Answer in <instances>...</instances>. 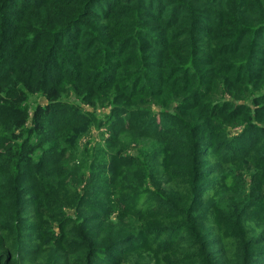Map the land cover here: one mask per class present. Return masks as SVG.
Masks as SVG:
<instances>
[{
    "label": "trees",
    "instance_id": "16d2710c",
    "mask_svg": "<svg viewBox=\"0 0 264 264\" xmlns=\"http://www.w3.org/2000/svg\"><path fill=\"white\" fill-rule=\"evenodd\" d=\"M239 1L0 0V264H264V7ZM65 80L92 106L91 85L111 92L110 131L168 143L150 176L164 195H117L121 154L82 195L59 178L46 135L85 119ZM250 163L254 199L227 217L215 202Z\"/></svg>",
    "mask_w": 264,
    "mask_h": 264
},
{
    "label": "rangeland",
    "instance_id": "374dc122",
    "mask_svg": "<svg viewBox=\"0 0 264 264\" xmlns=\"http://www.w3.org/2000/svg\"><path fill=\"white\" fill-rule=\"evenodd\" d=\"M217 1H219L220 5L228 6V8L231 7V3L234 8H237L240 3L239 0H210L214 5H216ZM250 2L251 4L247 1H242L239 7L244 9L250 6L253 11L256 9L255 3L260 5L261 8L264 7V0H250ZM101 4L106 5V2H101ZM261 13L264 14V11L261 10ZM125 24L129 25L128 22ZM84 64L81 67L84 71H88L89 66ZM63 83H66L68 93L64 94L59 100L60 104L67 106L65 109L72 108L77 110L85 117V119L84 122H79L78 126L67 129L60 128V123L54 124V132H48L46 135V137L51 138L44 143V147L50 148L51 145L49 144L55 140L60 149L54 153V156L59 160H62V163L64 161L66 162V165L64 164V166H62L57 172L59 178L63 177V173L65 174L67 171L71 172L76 180L77 189L82 195L84 190L95 189L98 185L97 182L105 176L106 173H100L98 164H108V167L109 163H111L113 159H116V157L112 159L114 154H121L129 159L125 163H129L130 160L131 162L129 167L123 168V171H121V168L119 167L115 169L116 182L113 189L117 195L124 197L128 193L130 196L135 192L143 191L142 189H148L151 192H157L158 194L162 192L161 194L164 195V187L156 184L154 180L150 179V176L151 173L154 172L151 164L155 161V157L159 151L164 145L167 146L168 143L161 141H147L141 139L137 134L127 133L126 131H122L121 133H116L115 130L110 131V122L107 119L112 110V105L110 104L111 101L104 102V100H99L97 97L98 94H107L111 92H104L103 89L91 85L90 88H92L94 93L93 102L95 101L94 106H92V104L83 102L80 96L74 94L71 88L72 80H65ZM76 83L82 85V83ZM108 97L112 100L111 94H108ZM225 97L231 99V96L228 94H226ZM239 98H241L240 100L248 101L242 96H239ZM46 103V100L39 96H33L30 100L31 107L35 104L45 105ZM152 107L153 111L157 112V110H159V108H156L155 106ZM171 107L172 106L164 109H169L168 111L173 112ZM31 117L32 112H30V117L27 123L28 126L32 125ZM182 117H184L185 120H189L188 122H194L195 119L201 117V113L198 110L193 112H183ZM261 123H263L264 126V117ZM227 129V133H229L230 136H235L241 132V127L239 126H227ZM184 137L188 138L187 136ZM33 143H38V138L33 139ZM182 143L185 142L183 141ZM38 151H40L42 156H46L47 154L44 148L38 149ZM185 154L187 155L185 161H187L188 156H190L188 149ZM251 164L252 163L242 164L237 169V172H234L239 178L236 179V182L231 188L222 189L218 201L215 202L221 212H224L227 217L235 218V214L238 213L241 206H244L246 201L254 199V196L252 195L250 197L251 194L248 192L251 186V178L255 174V168L253 164ZM177 165L182 168L181 164ZM104 169L105 171L111 170L110 168ZM27 187L29 188V185H27ZM42 198L44 199V197ZM87 199H89V201L96 200V198L91 195H89ZM38 209L42 212L43 207L41 206ZM66 214L73 216L74 211L66 210ZM112 217L115 216L112 215ZM54 231L57 233V230Z\"/></svg>",
    "mask_w": 264,
    "mask_h": 264
}]
</instances>
